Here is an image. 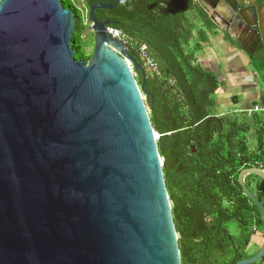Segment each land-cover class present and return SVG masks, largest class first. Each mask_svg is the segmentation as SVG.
Returning a JSON list of instances; mask_svg holds the SVG:
<instances>
[{
    "label": "water",
    "instance_id": "water-1",
    "mask_svg": "<svg viewBox=\"0 0 264 264\" xmlns=\"http://www.w3.org/2000/svg\"><path fill=\"white\" fill-rule=\"evenodd\" d=\"M224 1L229 27L246 25L264 56L256 16L243 0ZM118 3L87 4L93 49L81 61L61 0H0V264H181L144 102L147 70L94 16ZM247 175L264 180V171L237 177L264 231ZM263 258L264 239L235 264Z\"/></svg>",
    "mask_w": 264,
    "mask_h": 264
},
{
    "label": "trees",
    "instance_id": "trees-1",
    "mask_svg": "<svg viewBox=\"0 0 264 264\" xmlns=\"http://www.w3.org/2000/svg\"><path fill=\"white\" fill-rule=\"evenodd\" d=\"M110 1L61 0L75 17L76 60L91 58L94 39L80 9ZM94 16L130 37L127 52L139 64L138 48L145 44L158 65L159 75H146L144 102L159 135L181 264H235L253 256L263 226L237 177L245 168L264 171V112L216 115L217 79L195 57L211 25L208 16L192 0H119L115 9H97ZM195 37L199 42L191 45ZM134 75L140 85V73ZM244 184L264 204V180L247 175Z\"/></svg>",
    "mask_w": 264,
    "mask_h": 264
},
{
    "label": "crops",
    "instance_id": "crops-1",
    "mask_svg": "<svg viewBox=\"0 0 264 264\" xmlns=\"http://www.w3.org/2000/svg\"><path fill=\"white\" fill-rule=\"evenodd\" d=\"M192 2L195 7L203 9L211 24L203 35L204 42L195 57L199 66L217 79L218 89L214 96L216 115L248 113L256 107L264 108V56L250 46L252 34L246 29V25L229 27L230 6L224 0ZM243 2L248 7L244 8L256 16V30L264 36V0ZM244 14L248 18L249 13ZM196 42H199L197 37L192 40L191 45ZM259 237L261 238L259 234L254 236V247L258 244Z\"/></svg>",
    "mask_w": 264,
    "mask_h": 264
},
{
    "label": "built area",
    "instance_id": "built-area-1",
    "mask_svg": "<svg viewBox=\"0 0 264 264\" xmlns=\"http://www.w3.org/2000/svg\"><path fill=\"white\" fill-rule=\"evenodd\" d=\"M80 11L82 13V19H83L84 24H87L89 26L90 31L92 32V23L89 21L87 8H82V9H80ZM106 31L108 32L109 36L112 39H115L118 42H120L124 46L126 51H128V48L131 45L130 37L123 34L120 30L114 29L111 26L106 27ZM138 55H139L140 60L143 62V65L146 68L148 74L159 75L158 65L154 61V59L151 57V55L149 54L148 48L145 44H141L139 46ZM130 67H132V66L130 65ZM253 111H256V112L257 111L258 112L263 111L264 112V108L261 109V108L256 107V108H254ZM248 113H250V112H248Z\"/></svg>",
    "mask_w": 264,
    "mask_h": 264
},
{
    "label": "rangeland",
    "instance_id": "rangeland-1",
    "mask_svg": "<svg viewBox=\"0 0 264 264\" xmlns=\"http://www.w3.org/2000/svg\"><path fill=\"white\" fill-rule=\"evenodd\" d=\"M259 242H258V244L253 248V250H256V248L258 249L261 245H262V239L259 237V240H258Z\"/></svg>",
    "mask_w": 264,
    "mask_h": 264
}]
</instances>
